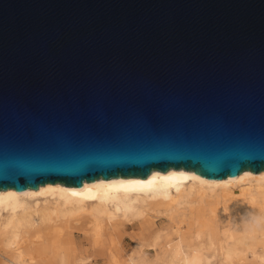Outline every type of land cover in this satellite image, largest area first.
Here are the masks:
<instances>
[{
  "label": "water",
  "instance_id": "95a60500",
  "mask_svg": "<svg viewBox=\"0 0 264 264\" xmlns=\"http://www.w3.org/2000/svg\"><path fill=\"white\" fill-rule=\"evenodd\" d=\"M264 171V0H0V191Z\"/></svg>",
  "mask_w": 264,
  "mask_h": 264
},
{
  "label": "bare ground",
  "instance_id": "6f19581e",
  "mask_svg": "<svg viewBox=\"0 0 264 264\" xmlns=\"http://www.w3.org/2000/svg\"><path fill=\"white\" fill-rule=\"evenodd\" d=\"M122 228L138 230L132 250ZM80 237L106 264H264V171L210 180L155 170L0 191V264H92Z\"/></svg>",
  "mask_w": 264,
  "mask_h": 264
},
{
  "label": "rangeland",
  "instance_id": "374dc122",
  "mask_svg": "<svg viewBox=\"0 0 264 264\" xmlns=\"http://www.w3.org/2000/svg\"><path fill=\"white\" fill-rule=\"evenodd\" d=\"M118 232L121 234L122 245L126 250H132L136 246V241H138V235L135 236V233L138 232L137 229L132 228H122ZM140 232V231H139ZM78 250L81 252L87 263L91 262L92 264H106V258L103 254L91 246V243L86 239L80 237L78 239ZM0 258L1 255H0Z\"/></svg>",
  "mask_w": 264,
  "mask_h": 264
}]
</instances>
